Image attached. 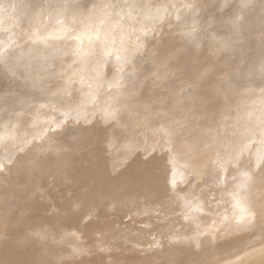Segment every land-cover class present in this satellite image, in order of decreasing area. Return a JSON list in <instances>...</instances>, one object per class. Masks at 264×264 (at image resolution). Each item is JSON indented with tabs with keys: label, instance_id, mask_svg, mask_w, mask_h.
<instances>
[{
	"label": "bare ground",
	"instance_id": "1",
	"mask_svg": "<svg viewBox=\"0 0 264 264\" xmlns=\"http://www.w3.org/2000/svg\"><path fill=\"white\" fill-rule=\"evenodd\" d=\"M9 1L15 2L6 0L5 7ZM168 1L145 0L143 4V0H135L123 15L106 12L91 18L85 17L83 9L68 15L57 9L54 11L59 15L53 12L54 16H49L41 13L39 4L30 7L27 3L29 8L20 10L17 0L18 8L8 4L13 8L0 12L1 44L20 46L24 49L20 53L29 48L42 50L38 66L27 74L44 76L40 84L30 88L31 107L28 102L19 103L28 116L23 113L16 127L0 130V140L7 139L0 147V167L14 158L5 166L6 171H0V264H102V257L111 253L120 258L110 256L108 261L122 264L129 260L123 255L130 250L144 253L143 262L149 263L154 258L149 252L156 246L153 238L162 234L167 241L178 227L199 234L210 229L205 226L211 218L219 217L215 228L209 230L216 233L218 241L222 232L248 227V221L230 220V214L243 211L249 199V190L235 185L245 182L258 187L263 197L261 177L252 176V163L216 173L210 167L213 155L204 148L224 143L215 158L229 154L236 159L254 139L255 154L264 158V45L255 46V36L260 33L254 36L253 30L260 29L264 0H182L176 6ZM55 4L49 5L51 10ZM190 4L194 9L187 11ZM157 16L164 18L165 25L182 26L177 37L156 47L149 45L145 36L134 40L128 34L133 19L139 18L135 21L144 28ZM116 21L126 25L116 27ZM243 27L250 31L244 32ZM120 33L126 41H118ZM176 47L192 54L190 60L182 58ZM151 51L158 59L154 74H149L144 55ZM56 73L59 82L51 86ZM258 79L263 82H256ZM188 81L190 90L185 92ZM6 102L16 104L14 100ZM230 118L236 124L231 131L238 134L227 139L229 130H222L231 124ZM175 119L181 120L179 131L186 134L180 142L169 137V125ZM18 127L26 131L24 139ZM161 133L159 140L143 146V134L152 137ZM125 139L128 146L121 148ZM18 142L21 144L13 148ZM197 142L201 145L194 149ZM20 148L32 156H15ZM182 148L185 150H179ZM172 150L180 154H172ZM131 156L133 163L138 161L135 166L125 162ZM15 164L28 165L33 171L19 175ZM41 169L45 173L39 174ZM226 177L232 180L224 187L221 182L225 183ZM178 180L190 183L180 189ZM207 182H217L218 187L220 183L219 194L217 183L215 190H206H214V198L223 192L226 206L206 208L211 192L206 191L207 199L200 191ZM258 213L264 220V209ZM220 243L222 255L240 253L233 242L226 246ZM104 248L108 249L105 255L88 257L89 252ZM207 248L204 252L210 250ZM213 252L210 257H217ZM253 260L249 264H264V253Z\"/></svg>",
	"mask_w": 264,
	"mask_h": 264
},
{
	"label": "rangeland",
	"instance_id": "2",
	"mask_svg": "<svg viewBox=\"0 0 264 264\" xmlns=\"http://www.w3.org/2000/svg\"><path fill=\"white\" fill-rule=\"evenodd\" d=\"M1 1H5L4 4ZM20 1L23 2V3L21 4ZM33 1L35 3V0H19V1L17 0V4H19V6H18L19 8L16 7L17 5H15L16 4V0H15V2L12 1L13 3L11 1H9V2H11V4L9 2H7V3L10 6L12 4H14V6L16 8H18V9H20V8H29V6L26 5L27 3H28V5H30V7H35V5L37 7L38 4H39L40 5L39 8L40 7L42 8L41 9L42 11L40 10L41 13L43 12L42 14H44V13L49 14V16L50 15L54 16V14H55V16L59 15V14L56 13L58 11H59L58 13H60V14L68 15L69 13H71L72 11H74L75 9H83L86 18L87 17L88 18H91V17L97 16V15H99L101 13H106V12H110V13L117 14V15H119V14L123 15L125 13L126 8L128 7V4H129V0H59L60 2L58 0H52V2H50L51 1L50 0V1H48L49 3H47V1L45 2V0H44L45 3L42 2L43 0L42 1H40V0L37 1L36 0V3L35 4L33 3ZM57 1H58L59 4L57 3ZM143 1L144 2H142V3L143 4L144 3L146 4L145 0H143ZM188 1L189 0H186V2H188ZM134 2H135V0H131L129 6L131 5V3L133 5ZM170 2L172 3L173 6L174 5L176 6L177 4H180L182 2V0H169L168 3H170ZM236 2L237 1L234 0V3H236ZM0 3L2 4V7H1V4H0V8H2V9H0V12L3 13V14H5L7 12V11L5 12L6 9L13 8L14 7L13 5H12L13 7H10L8 4L5 7L6 0H0ZM32 3H33V5H32ZM51 3H53V4L56 3L58 6L55 4L53 10H51V8L49 7V5L51 7L53 6V4L51 5ZM20 4H21L22 7H20ZM43 4H46V5H43ZM249 4H251V3H249ZM59 5H60V7H59ZM62 5H64V6H62ZM46 6H48L49 8H47ZM61 6L63 8H61ZM189 6H191V7H188L187 8V11L188 10H191L192 11V9H194V6H192L191 4ZM3 7H5V8H3ZM57 7H59V8H57ZM43 9H44V11H43ZM57 9H58V11H57ZM244 9L246 11H248L247 8H244ZM20 10H23V9H20ZM54 10H56V12ZM53 12H55V13L53 14ZM46 14L43 15V17H44V19L48 20L49 16L46 15ZM2 15L0 17H2ZM46 16L48 18H45ZM135 19H139V18H135ZM135 19H133L131 28H129V33L128 32L127 33L129 35L133 36L135 38L134 40H137V39L145 36L148 39L149 45L156 46V47H157V45L158 46H162L165 43V41H167L169 39H174L175 37H177V35L180 33V29H182V26L180 27L178 24H173L171 26H170V24L165 25L163 23V19L164 18L162 19V16L161 17H159V16L155 17L154 20L151 21V24L149 26H147V27H144V28H139L140 24L137 22L138 20L135 21ZM261 21H263V24H262ZM258 23H259V25H261V26H258V27H260L261 30L259 29L260 30V32H259V30H257L258 28H256V29L254 28L253 30L256 33V34H254V36L257 35L258 33H260L261 35L258 34L257 36H255V37H257L255 39L256 40L255 41V46H257L259 48H263L264 47L263 46L264 45V41H263L262 38L264 37L263 36L264 35V18L260 17ZM116 24H117V25H115L116 27H124V25H126L125 23L122 24V25L119 24V21H116ZM133 25L135 27H133ZM200 25H201L200 22H198L197 23V27H199ZM173 26H175L174 27L175 29L173 28ZM242 29H244L243 30L244 32L247 30V28H245V27H243ZM248 31H250V30H247V32ZM154 33H155V35H154ZM250 33L251 32H249V34ZM1 34H3V33L1 32V29H0V35ZM167 35H168L169 38H167ZM1 36H3V35H1ZM117 36H118V41L124 42V41L127 40L126 39L127 37L125 38L124 36L121 35V33L119 35H117ZM1 38H0V41H1ZM152 38H153V40H152ZM128 39H129V37H128ZM123 44L126 45L125 43H123ZM19 49H20V46L8 47V46H4L0 42V130H5L7 128H13V127H16L17 126V124L20 122V120L22 118V114L23 113H26V111H27V110H24L22 108V106H19V103H22L23 104V103H27L28 102V103H30L29 106H28V108H30L31 105H32L31 102H29V98L31 96L29 94V92L31 90L30 88L33 85L40 84L41 79L44 78V76L42 74L36 75V76L34 75V76H31V77L28 76V74H27V72H28L29 69L32 70V69H34L35 67L38 66V63H39V60H40V55L42 54V50H39V49L38 50L37 49L31 50L29 48L30 52H28L29 50H27V51L25 50L26 52L20 53L24 49H22V50L21 49L19 50ZM177 49L179 51V54L180 55H183L182 58H187V61L190 60V58L192 57V54L190 55L185 50H181L183 48L176 47L175 50H177ZM17 54H19L18 57H16ZM144 55H145V58L148 61L147 68L149 69L148 70L149 71V74H154L157 71V69L155 67L156 61H158V59L156 57V54L153 51H151L150 53H144ZM15 57H16V59L14 60ZM235 57L238 58L240 56H235ZM147 61H145V63ZM47 62H48V60H47ZM235 62H237V59H236V61L234 60V63ZM51 65L52 64L49 61L46 66H48L47 68H50ZM127 67H129V65H127L126 68ZM108 71L109 70H107L106 72H108ZM163 71H164V73H168L169 72V69H163ZM59 76L60 75H57V73L54 74V77H53V79L51 81V84H50L51 86H53V85L55 86V84L56 85L58 84L59 79H57V78ZM220 78H224V76H218L217 77V79H220ZM172 80L175 81L176 79L175 80L172 79ZM177 80H182V78L181 77H178ZM56 81H58V82H56ZM182 81H184V80H182ZM190 82L191 81H188L185 84V87ZM256 82L262 83L263 80L258 79ZM190 86L191 85L189 84V86L186 87V88H184L183 90L185 92H188L190 90ZM61 87L63 89L66 86H61ZM47 88H48V86L45 87L42 90V94L47 90ZM42 94H39V95H42ZM7 100H14V101H16V104L15 105H10V104H8L6 102ZM24 100H25V102H24ZM184 102L186 103V101H184ZM230 110L233 111L232 108ZM25 115H26L25 117L28 116L27 113ZM164 115L166 116L167 114H164ZM231 120L232 119L230 118V122L229 123H231V124H227V126H225L226 129L222 130V131H226V132L229 130V132H228L229 134H228L227 139H231L232 136H235V135L238 134L237 132L235 133V132H232L231 131L233 128L235 129V127H236V124H233L231 122ZM6 122H7V124H6ZM180 122H181L180 119L179 120L178 119H175L174 120V123H171L169 125V131H170L169 137H170V139L176 140L178 142H180V140L182 138L183 139L186 138V134L181 133V130L179 131V129H180ZM235 123H236V121H235ZM14 125H16V126H14ZM16 130L19 133H22L21 139H24L26 137L27 133H25L26 132L25 130L20 129L19 127ZM142 131L143 130H141L140 132H142ZM163 132H164V128H163ZM162 134L163 133H161L160 135L157 134V135L152 136V137L150 135H144L143 134V146H148L149 143H152V142H154L156 140H159ZM250 140H251V142H250L249 146H246V148H245V150L247 149L246 152L242 153L236 159H233L232 157H230L231 155H229V154H227V155H225V154L222 155L221 154V155H219V157L215 158L216 157V154L215 153L218 150H219V152L223 151L224 143L218 144L216 146H215V144H213L212 146H208V147H205V148L203 147V148L204 149H208L207 152L209 154H212L213 155V159L211 160L210 167L213 168V170L216 173H221V171H226V169H227L226 172L232 171V170H234L238 166H241L244 163H247V164H251L252 163L253 164V167H252V170L253 171L251 170L252 176L255 177V179H258V180H260V177H261V180H262V183H263V186H262V190L263 191L262 192L264 193V189H263L264 188V169L262 168V166L264 164V162H263L264 161V158L261 159V157H259V156H257L255 154L254 148L256 146V141L254 139L253 140L250 139ZM128 142H129L128 139L123 140V142L121 143V148L127 147L128 146ZM6 143H7V139L6 138H1V140H0V147H2L3 145H5ZM21 143H24V141H21ZM21 143L20 142L16 143L13 146V148H17L19 146V144H21ZM199 145H201V142H197V143L193 144V148L196 149ZM26 147L27 146H25V148ZM25 148L23 150L21 148L18 149L17 152H16V154H15V156H17L19 154H22V153H24L23 155H30V156H32L31 155L32 152L26 150ZM179 150L184 151L185 148H182V149H179ZM161 152H162L161 150H158L157 151V153H160V154H161ZM168 152H169V149H168ZM173 153L176 154L177 156L180 154V153L174 152L172 150V154ZM84 158H86V157H84ZM133 159H134L133 156L127 157L125 159L126 160L125 162H129L131 165L135 166L136 164H138L137 163L138 161H136V163H133ZM245 159H246V161H245ZM255 159H257V160H255ZM239 160H240L241 163L239 162ZM242 161H243V163H242ZM13 162H14V158L12 159V161L5 162L4 166L0 167V171L1 172L2 171H6L5 170V166H10ZM234 163H235V165H234ZM14 168H15L14 171H18L19 172L18 173L19 175H21V174L28 175L30 173V171H33L28 165H24V164H18V165L15 164ZM38 171H40L39 174L45 173V170L44 169L43 170L41 169V170H38ZM242 174H240L239 177L240 176H244ZM226 178L229 181L226 179L225 180V183L221 182L222 183L221 185L222 186L224 185V187L226 185L228 186V184L232 180V179H230L228 177H226ZM102 179L106 180V179H108V177H104ZM233 180H235V179H233ZM178 181H180V180H178ZM189 183H190L189 180L188 181H183V182L180 181L178 183V188H180V189H183L184 188L185 189L186 186ZM216 183L217 182H213L212 184L211 183H208L207 184L208 186L205 187L204 189H202L200 191L201 193L205 192L204 193L205 194L204 197H206V195H207L206 194V191L207 192H211V194L209 196V200L207 202V206H206L207 209L213 208L215 205H219V204H221L223 206H226V204L228 203L227 200H226V198H225V196L223 195V192L222 193L220 192V195H218L219 194V190L218 189L221 188V185L219 183V186L220 187H218V183L217 184ZM214 184H216V187L217 188L214 187ZM237 185H239V186H237ZM237 185H235V187L236 188H239V189L242 188L243 191H248L249 190V199H247L246 202H245L246 203V205H245V209L246 210L244 209L242 211V209H241V210H239V213L232 212V214H230V215H231V217L233 219H230V220H234L236 223L242 222V221H248L247 222L248 223V227L247 226H245L244 228L241 227V229H243V230H240L238 228L239 231H238V229H235V230L233 229V231L230 230V232H228V231H226V233L225 232H222V234L220 233V235H222V237H223V233H224V237H223L224 239H222L221 236L216 235V236H219L220 237V240L219 241H218V238L215 237V235H214L215 232L211 233L212 229L215 228L216 223H217L219 217L211 218V220L205 226V227L211 226L210 229H207L205 231H202L199 234H194V233L190 232L187 229H180V227H178L177 229H175V230H173L171 232V235H170L171 237L167 241H166L165 237L162 234L161 235H158L156 238H153V241L156 240V246L152 249L153 252H149L151 254H154V258L149 263L143 262L144 259H143V256L142 255L144 253L141 254L140 251L130 250V251H127V254L126 255H123V256L129 257V260H126V261L123 260L124 262L122 264H184V262H185V264L187 262H189L187 264H194V263H198V262H200L199 264H202L201 261H205L203 259L206 256H208V257H210V255L212 256V253L211 252H213L216 248L219 249L218 251L222 250V248H220V247H222L220 245L221 244L220 242H222V244H224L225 246L228 245L229 243H232L233 242V248L236 247L235 250L236 249H239L240 253H238L239 255L238 254L232 255L230 253L229 254H226V255H222V252L221 251H220L221 254L217 251V253L220 254L219 255L217 253L214 254L215 252H213V256H216V255H218V256L217 257H214L215 259L213 257H210L211 258V261L213 262L211 264H215V263L216 264H221L222 262H223L222 264H244V263L245 264L246 263L249 264L250 260H251V262L254 261L253 258L255 259L258 255H261L262 253H264V246H263L264 245V242H263L264 241V236H263L264 233H263V235L260 234V233L264 232V220H262V218L259 217V213H258L259 211H262L264 209V195H263V197H261V195H260V189L258 187H256V188H252V186L249 187L247 185V183H245V182L237 183ZM209 186H211V187H209ZM207 188H210V189L216 188L217 189L218 194H216V198H214L215 196H212V195H215V194H213L215 189L212 192V190L210 191V189L206 190ZM116 191L117 190L112 191L110 193V195L113 194ZM258 191H259V194H258ZM204 194H202V195H204ZM164 197H165L164 198V201L167 200L166 196H164ZM206 198L208 199V196ZM210 198H211V200H210ZM212 198H213V201H212ZM211 201L213 203H211ZM217 201H218V203H217ZM262 216H264V214H262ZM255 218L261 219V221L258 220L259 221L258 222ZM144 221H145L146 224H148L149 222H151L149 220H144ZM178 221H180V218H179ZM249 224H253V225H250L249 226ZM244 229L250 230L251 233L249 234L247 232V230L244 231ZM209 230H211V231H209ZM256 232H257L258 235H256ZM254 233H255V235H254ZM217 234H219V232H217ZM259 235L261 237L263 236V239ZM257 236H259V238H257ZM260 238L262 239V241H261ZM221 239H222V241H221ZM229 240H230V242H228ZM257 240H259V242ZM260 241L262 243H260ZM255 242H257V246L254 245V244H256ZM250 243L251 244L253 243L252 246H251ZM258 243H260V244H258ZM207 246H208V248L210 250L213 249V248L214 249L211 250V251L208 250L207 252H204L203 249L204 248L206 249ZM243 246H245V247L248 246V247L246 249H244ZM243 249H244V251H243ZM250 249H251V251H250ZM107 251H108L107 248L99 249L98 251H91V252L88 253L89 254L88 257H94V256H97V255H105V253ZM209 251H210V254H209ZM188 253L191 254L190 256H188L189 259H187L185 257V255H187ZM198 253H200L201 255L203 253H206V254H209V255L204 254L205 257L203 258V256L201 257V255L198 254ZM241 253H243V255ZM196 254H198L200 257L198 255H197V257H195ZM229 255H231V256H229ZM110 256L113 259L120 258V256L117 253H111L109 256H103L102 257L103 258V263L102 264H111L108 261V257H110ZM237 256H239V258ZM190 257H191V259H190ZM192 257L195 258V259H193ZM221 257H222V259H221ZM223 257H225V258L223 259ZM233 257H234V259H233ZM235 257H237V259H235ZM210 258H206V261H205L206 264H209L211 262L210 261ZM259 258H257V259H259ZM171 259H172V261H171ZM200 259H201V261H200ZM208 259H209L210 262L207 261ZM217 260H219V261H217ZM225 260H227V261L225 262ZM214 261H215V263H214ZM205 262H203V264H205ZM97 264H99V263H97Z\"/></svg>",
	"mask_w": 264,
	"mask_h": 264
}]
</instances>
